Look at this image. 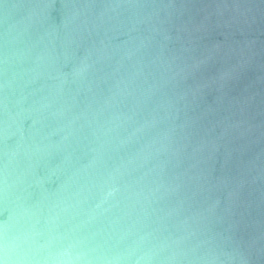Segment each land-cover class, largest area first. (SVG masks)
<instances>
[{"label": "water", "instance_id": "water-1", "mask_svg": "<svg viewBox=\"0 0 264 264\" xmlns=\"http://www.w3.org/2000/svg\"><path fill=\"white\" fill-rule=\"evenodd\" d=\"M105 140L133 195L91 264H264V0H0V187L46 230L52 170Z\"/></svg>", "mask_w": 264, "mask_h": 264}, {"label": "clouds", "instance_id": "clouds-1", "mask_svg": "<svg viewBox=\"0 0 264 264\" xmlns=\"http://www.w3.org/2000/svg\"><path fill=\"white\" fill-rule=\"evenodd\" d=\"M48 107L44 104L39 108L22 109L25 118L32 119L30 129L42 122ZM20 131L23 139L22 124ZM55 134L41 136L39 142L34 140L25 151L30 170L34 171L41 162L47 163L54 152L62 150L67 137L53 143L51 136ZM124 143L120 141L113 145L105 140L90 150L91 158L87 163L71 168L57 166L52 170L58 180L63 179L56 190L46 194L51 202L48 223L53 225L46 230L37 228L36 213L24 206L21 197L9 192L23 181L18 179L11 185L5 182L4 187H0V201L9 203L10 214L7 221L0 222V264H91L90 253L102 247L99 244L93 246V242L97 237L105 243L113 238L114 225L123 218L120 214L132 199L131 186L121 183L123 176L130 174L128 164L131 161L115 163L113 157L105 158L107 152H118ZM68 159L65 157V161ZM109 159L114 161L112 165H109ZM9 196L14 198L9 200ZM61 215H71L72 219L79 217V224L61 232L56 225Z\"/></svg>", "mask_w": 264, "mask_h": 264}]
</instances>
